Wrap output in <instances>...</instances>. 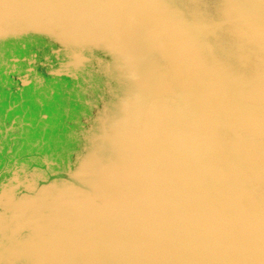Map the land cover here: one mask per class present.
Wrapping results in <instances>:
<instances>
[{"label": "water", "instance_id": "1", "mask_svg": "<svg viewBox=\"0 0 264 264\" xmlns=\"http://www.w3.org/2000/svg\"><path fill=\"white\" fill-rule=\"evenodd\" d=\"M0 58L67 102L0 119V264H264V0H0Z\"/></svg>", "mask_w": 264, "mask_h": 264}, {"label": "flooded vegetation", "instance_id": "2", "mask_svg": "<svg viewBox=\"0 0 264 264\" xmlns=\"http://www.w3.org/2000/svg\"><path fill=\"white\" fill-rule=\"evenodd\" d=\"M30 45L33 46L32 49L30 48ZM48 48H49V45L47 43L42 44L39 41L32 42L30 44L26 43V49H23L20 45H13L11 47L7 46L4 48L5 60L9 59L11 51H13L15 55L20 56L21 54L18 53V51L20 50L39 51L41 49L42 51H46L48 50ZM19 66H20V69H25V65L21 64ZM48 69H49L48 67L46 68L42 66L39 67V72H40L39 76L45 79V83L40 84L36 81V79H33V81L30 82V84H26L22 86V83H20V80L18 79L19 77L17 73H7L6 74L5 72L6 66L4 65V61L0 58V86L3 87V89H5L4 92L2 91L0 92V119L3 122L8 123L13 118L14 119L16 118L18 121L23 120V123H24L22 131L20 129L16 133V136L10 133L7 140H11V138L17 137V139L14 140V142L17 143L21 139H27L28 136H30V133H33L34 130L42 129L43 133L41 134V139L44 140L42 142L45 145L46 140L44 137L47 131L57 126L50 122L52 119V116L49 115L48 112H46V105L47 104L49 106L51 105V107L54 108V105L52 103H55L56 97L60 95L61 91H59L58 88H60V85L62 84L63 81L60 79H54V80L48 79L47 76H45V73L48 72L47 71ZM63 87H65V85H63ZM33 101L39 107L38 114L46 113L49 115L48 119L45 122L44 121L41 122L39 119H36V122H35V118H31L30 114L33 110V106L31 105V103ZM4 102H7V105L3 109H1ZM9 107L13 109L10 112H7ZM56 109H59V107ZM67 115H69V113ZM79 118L80 117L78 115L77 120L74 123L77 124L80 121L78 120ZM55 119H59V117H56ZM71 123L73 124L72 120H71ZM58 124H60V122ZM14 142H12V144ZM27 145H28L27 140L26 141L22 140V143L18 147L20 148V151L25 150L26 153L25 155H23V157H28L31 155V152L26 151ZM5 157L8 160V156L6 154H3L0 156V158H5Z\"/></svg>", "mask_w": 264, "mask_h": 264}, {"label": "trees", "instance_id": "3", "mask_svg": "<svg viewBox=\"0 0 264 264\" xmlns=\"http://www.w3.org/2000/svg\"><path fill=\"white\" fill-rule=\"evenodd\" d=\"M5 89H3V87L0 86V92H4ZM59 91H62L61 88L58 89ZM62 98H64V94L61 93V95L57 96L56 99H58L57 101H59V99H61L62 102ZM47 102V101H46ZM60 102V101H59ZM48 103V102H47ZM66 101L62 102V109L63 106L66 105ZM54 105V108L51 107V105L49 106L48 104L46 105V112H48L50 115H57L60 116L62 114V109H60L59 111L56 110L57 107H59V104L55 101V103H52ZM7 102H4L1 109H3L4 107H6ZM31 105L33 106V110L30 114L31 118H35V122L36 119L38 118V111H39V107L34 103V101L31 103ZM61 106V104H60ZM63 120V118L60 119V122ZM58 119H55V117L53 116V118L51 119V123L52 124H58ZM58 134V129L57 128H53V129H49L46 133V139L47 140H51L50 142L53 143V139H56ZM41 135V129H36L34 130L33 133H30V139H36L38 137H40Z\"/></svg>", "mask_w": 264, "mask_h": 264}, {"label": "rangeland", "instance_id": "4", "mask_svg": "<svg viewBox=\"0 0 264 264\" xmlns=\"http://www.w3.org/2000/svg\"><path fill=\"white\" fill-rule=\"evenodd\" d=\"M80 64V63H79ZM81 65V64H80ZM79 66V65H77ZM104 98L98 101L99 107L103 106L106 103V92L103 94ZM18 114V113H16ZM101 175V171L99 169H95L93 172V176L96 179V181L99 182L100 186L105 184V178ZM92 260L98 264H106V248H101L95 252H92Z\"/></svg>", "mask_w": 264, "mask_h": 264}]
</instances>
